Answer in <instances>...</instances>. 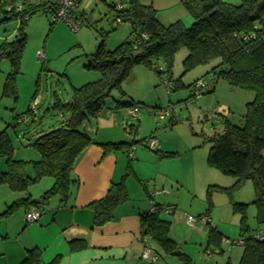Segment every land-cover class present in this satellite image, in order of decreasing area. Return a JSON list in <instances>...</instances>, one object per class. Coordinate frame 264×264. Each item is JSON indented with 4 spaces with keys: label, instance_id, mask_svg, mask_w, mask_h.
Wrapping results in <instances>:
<instances>
[{
    "label": "trees",
    "instance_id": "16d2710c",
    "mask_svg": "<svg viewBox=\"0 0 264 264\" xmlns=\"http://www.w3.org/2000/svg\"><path fill=\"white\" fill-rule=\"evenodd\" d=\"M24 1L25 10L21 15H16L7 11L10 1L0 0L1 23L18 21L21 26L13 42L0 44V62L8 60L11 64L3 96L13 97L15 100L17 79L21 74V59L27 44L23 28L27 22L20 20L27 16L30 20L32 15L39 11L48 12L44 0ZM183 5L192 19L189 27L183 21L163 26L153 8L143 6L141 0H129L128 8L122 15L125 23H130L132 28L128 40L110 51L106 47L108 33H101V40L95 51L86 56L85 64L86 69L99 72L100 79L75 88L70 102L62 103L56 99L52 110L66 119L30 145L40 154V160L33 163V178L27 175V163L14 160V149L7 132L0 134V158L6 159L7 163V170L0 173V187L6 186L14 193L26 192L44 178L54 179L52 188L39 200L28 198L13 203L0 215V220L12 217L23 207L29 211L33 207L46 205L56 197L60 198L62 204L67 203L71 188L76 184L73 180L74 167L82 153L95 144L82 130L83 125L98 118L106 108V101L114 92L120 96L119 100L114 101L116 109L123 110L134 106L131 102H123L121 99L126 97L123 86L137 66L153 70L159 78L161 72L155 69V66L164 67L172 82L175 57L180 51L187 50L188 54L182 63L181 78L196 68L209 66L211 69L203 78L212 77L210 83L199 79L187 88L195 87L199 81H204L207 88L203 90L202 95L206 96L215 93L219 81H225L231 88L254 95L253 100L246 105L243 124L237 126L224 117L223 133H215L212 137L205 138L211 145L208 166L236 179L231 189L209 187V209L205 216L210 218V198L213 192L230 194L245 182L251 181L256 195L254 202L233 203V212L241 215L240 236L245 239L239 264H264V239L259 241L253 238L254 233H264V229H261L264 227V0H241L239 4H228L223 0H186ZM108 7L111 10L110 5ZM116 30L117 27H114L112 31ZM143 33L148 36L147 39L140 38ZM181 78L174 82V86L171 83V91L186 88ZM190 98H195V93ZM169 123L173 127L177 120L171 118ZM219 123L220 120L216 124ZM129 132L137 136L138 128L131 125ZM137 143L139 141L133 136L129 142L99 146L107 155L129 150ZM155 154L160 159L176 158L177 155L160 150L155 151ZM132 176H135V173L132 161L129 160L126 174L121 181L112 183L106 196L90 205L94 228L112 222L117 208L128 202L126 182ZM251 205L256 208L257 230H252L248 225V209ZM155 208L154 212L150 210L140 218L142 238H148L158 248L157 255L162 252L178 256L187 264L188 258L178 251L177 244L171 239V222L162 219L164 207L156 205ZM207 228V250L220 248L224 235L216 227ZM86 247L85 242H71L72 251H80ZM21 264L45 263L41 251L32 249L27 252ZM50 264H58V260Z\"/></svg>",
    "mask_w": 264,
    "mask_h": 264
},
{
    "label": "rangeland",
    "instance_id": "374dc122",
    "mask_svg": "<svg viewBox=\"0 0 264 264\" xmlns=\"http://www.w3.org/2000/svg\"><path fill=\"white\" fill-rule=\"evenodd\" d=\"M239 3L241 0H238L236 4ZM79 16L82 17L83 26L76 32L62 20L53 24V15L49 11L34 13L23 26L27 44L21 59V74L17 79V100L3 96L6 77L11 72V64L8 60L0 62V134L7 132L14 149V160L27 163L32 173H34V161H29V158L32 154H40L30 147L26 136L29 134L38 136L36 135L38 132L47 133L56 128L62 118L59 113L52 110L55 100L59 99L62 103L70 102L75 88L100 79V73L86 69L85 64L86 55L95 51L101 40V33H108L106 47L114 50L119 42L128 40L132 31L130 23H125L116 31H112L114 28L112 14L105 0H83L80 4ZM1 21L0 18V44L13 42L21 27L20 23L18 21L1 23ZM185 24L188 27L192 24L190 16ZM39 51L44 53V63L37 60ZM187 54V50H182L175 57L171 82L173 86L183 74L182 63ZM210 69L211 66L194 69L181 78L186 88L168 93L167 88L153 70L137 66L132 75L134 77L137 75L138 78L124 84L123 90L126 97L121 100L131 102L134 105L132 109L139 108L135 120L127 117V126L131 124L134 128H138L137 136L126 132L128 140L134 136L135 140L139 141L135 144L136 149L155 154V151L149 149L147 145V141L152 137L160 146L164 143L169 148L163 150L164 152L177 154L176 158H167L166 160L169 159L170 163L164 165H168L171 171L179 172L177 175L171 173L170 176L174 181L179 178L181 183L168 186V190L165 191L170 195L162 193V197H167L174 206L176 215L164 214V218L172 223V233L175 229V236L179 238V248L190 259L187 264H227V262L239 264L243 247L235 245L230 248L222 243L220 248L207 250L205 234L208 230L202 224L197 227L203 230L196 233L197 236L193 237L191 242L185 241L190 231L194 229L187 224L184 216L201 217L207 213L209 187L231 189L236 183L235 178L208 166L207 159L211 145L205 138L212 137L215 133L222 134L225 118L237 126L243 124L246 105L254 97L250 92L231 88L225 81H219L214 94L191 99L195 88L187 87L199 79L210 83L211 76L203 78ZM119 98V94L114 92L106 102L113 103ZM29 109H35L36 114L29 113ZM129 109H123L121 112L125 113L126 110L128 112ZM164 110H170L172 116L176 118L175 126L170 125L169 118L164 122L156 119V114ZM214 110L218 113L219 124L209 119ZM20 115L30 117L28 125L24 123L14 125L15 119ZM129 150L121 151L119 154L130 160ZM132 163L134 164L135 161L133 160ZM0 164H3L6 171V159L0 158ZM142 173L144 177L147 176L146 178L152 175L149 168ZM129 178H135V176ZM132 181L136 185H143L139 184L137 179ZM1 187L8 189L6 186ZM193 189L195 193L192 192ZM231 192L230 194L217 191L212 193L209 215L212 226L224 235V239L239 241L242 238L240 236L241 215L233 212V203L251 204L256 195L251 181L245 182ZM18 193L14 194L19 195ZM3 202L4 200L0 198V212L4 209ZM14 215H20V211ZM255 216L256 208L251 205L248 209V225L252 230H257ZM150 244L157 252L159 251L153 243L150 242ZM221 251L223 253H220ZM158 255V260L154 264H184L178 256L166 255L162 252ZM142 261L150 264L148 261Z\"/></svg>",
    "mask_w": 264,
    "mask_h": 264
},
{
    "label": "crops",
    "instance_id": "0c3cea01",
    "mask_svg": "<svg viewBox=\"0 0 264 264\" xmlns=\"http://www.w3.org/2000/svg\"><path fill=\"white\" fill-rule=\"evenodd\" d=\"M184 1L186 0H141V4L153 8L157 12L159 22L163 26H169L178 21L185 23L188 20L189 15L183 5ZM223 1L236 4L238 0ZM122 43L124 42H119L118 46ZM107 49L112 51L110 48ZM137 78V75L135 77L131 75L127 82ZM127 117V110L123 113L116 109L114 102L107 103L97 119L87 121L83 125L82 130L92 138L95 144L82 153L74 167L73 180L76 184L71 188L67 203L62 204L60 198H53L45 205L41 218L35 223L27 222L26 207L18 210L20 215L0 221V264H21L27 252L32 249L41 251L45 264L55 260H58V264H145L141 259L143 238L140 218L150 211L152 206L160 205L164 209L174 208L172 201L162 197L164 193L154 197L152 194L156 189L165 191L168 190V186L181 183L179 178L174 181L170 176L171 173L177 175L179 172L171 171L168 165H164L169 164L170 160L160 159L156 154L135 148L132 157L129 153V158H134L135 163H132V167L135 178L139 184L143 185L133 183L132 180H136L135 178L127 180L128 202L119 206L112 222L103 227H93L94 216L90 209L92 203L106 196L112 183H119L126 174L129 159H125L124 155L119 154L120 152L105 155L99 145L129 142ZM61 118L59 125L66 119L62 115ZM37 134L38 136L31 134L26 136L29 145L44 133ZM162 145H159L160 151L169 149L164 143ZM29 159V161L38 162L40 155L32 154ZM0 167H2L0 173L4 172L3 164H0ZM148 168L151 169L152 175L146 178L147 176L144 177L142 172L147 171ZM27 175L34 177L30 166L27 167ZM149 181L151 183H148ZM53 185L54 179L44 178L40 184L30 187L26 192L18 193L19 195L14 194L8 187H6L8 189L0 187V198L4 200V209L0 215L19 200L28 198L33 201L39 200ZM192 192L195 193V190L193 189ZM164 214L163 211L162 219L165 220ZM197 226L185 238L188 243L197 236L196 233L203 230ZM175 233V229L172 233L171 227V239L177 244L178 251L183 254L178 245L179 238H176ZM205 237L208 243V232ZM73 241L85 242L87 247L80 251H72L71 242ZM185 256L190 260L187 255ZM227 264L230 263L227 262Z\"/></svg>",
    "mask_w": 264,
    "mask_h": 264
},
{
    "label": "built area",
    "instance_id": "2783aa9c",
    "mask_svg": "<svg viewBox=\"0 0 264 264\" xmlns=\"http://www.w3.org/2000/svg\"><path fill=\"white\" fill-rule=\"evenodd\" d=\"M8 1H10L7 7L8 12H12L16 15H21L23 11L25 10L24 0H8ZM44 1H42V3L43 2L45 3V7L47 11H49L53 15V24L62 20L75 32L78 31L83 26V20L78 16L79 5H80L81 0H44ZM105 2L111 7L110 11L112 14V25L117 28L123 26L125 24V20L122 17V15L124 12H126L128 8L129 0H105ZM20 21L28 22L29 17L27 16L26 18H22ZM147 37L148 36L145 33H143L140 36V38L142 39H147ZM37 60L44 63L45 58H44V53L42 51H39L37 53ZM155 69L161 72L160 80L162 81L163 85L167 88L168 93H170L171 92V82L169 80L168 75L165 73L164 67L155 66ZM194 88H195V97L198 98L202 95L203 90L207 88V83H205L204 81H199L195 85ZM34 101L35 100H33V102ZM29 113H31L32 115H35L36 110L30 109ZM138 113H139L138 107H135L133 109L131 108L127 112L128 117L131 120H135L138 116ZM168 118L176 119L174 116H172L170 110H164L161 113L156 114V119L159 122H164ZM209 119L214 121L215 123L219 122L218 115L215 110L209 116ZM30 120H31L30 117H28L27 115H21L18 119H16L15 125L17 126L23 123L24 124L29 123ZM130 126L131 124H129L127 128L130 129ZM147 145L149 149L153 151L159 150V144L157 140L154 138L149 139L147 141ZM134 150H135L134 146L129 150L130 157H132V153ZM162 193L169 194L168 192L164 190L156 189L155 192L152 194V196L154 197L155 195L162 194ZM44 209H45V205L31 208L26 215L27 222L28 223L37 222L41 218L44 212ZM155 210H156L155 206H152L151 211L154 212ZM164 213L167 215H172L175 213V209L171 207L165 208ZM184 219L191 228H194L199 224H202L206 227L207 226L213 227L211 219L205 215L201 217L185 215ZM253 238L259 241H262L264 239V233L261 231L254 233ZM223 243H225L230 248L235 245L243 247L245 245V239L241 238L239 241H232L229 239H224ZM141 259L144 261H148L150 264H154L158 260L156 249L153 246H151L148 238L143 239V251L141 253Z\"/></svg>",
    "mask_w": 264,
    "mask_h": 264
}]
</instances>
